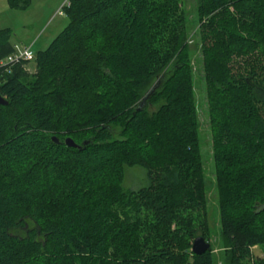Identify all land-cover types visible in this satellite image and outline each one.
I'll use <instances>...</instances> for the list:
<instances>
[{
  "label": "trees",
  "instance_id": "16d2710c",
  "mask_svg": "<svg viewBox=\"0 0 264 264\" xmlns=\"http://www.w3.org/2000/svg\"><path fill=\"white\" fill-rule=\"evenodd\" d=\"M194 1L225 261L264 264V0ZM185 2L73 0L35 74L0 66V264H215ZM134 167L150 183L125 190Z\"/></svg>",
  "mask_w": 264,
  "mask_h": 264
},
{
  "label": "rangeland",
  "instance_id": "374dc122",
  "mask_svg": "<svg viewBox=\"0 0 264 264\" xmlns=\"http://www.w3.org/2000/svg\"><path fill=\"white\" fill-rule=\"evenodd\" d=\"M66 0H32L27 9H13L6 7L0 10V30L10 29L12 44L20 51L30 48L34 54L46 50L53 40L62 33L69 21L63 8ZM185 9L189 18L190 58L193 70V95L200 139V155L204 168L206 183V212L209 219L210 234L208 242L213 249L215 264H227L225 261V243L222 239L220 224V204L217 195V174L214 159L215 130L213 121V105L210 102L205 82V66L201 56V31L203 23L199 22L194 0H186ZM234 10H232L233 12ZM63 13L60 15V13ZM28 74L36 73L33 63L27 68ZM119 135L117 130L116 138ZM67 139L77 140L74 134L64 132ZM88 137V135H87ZM86 137V138H87ZM83 141L86 143L88 140ZM149 179L144 169L140 167L125 168L122 187L125 190L138 191L149 185ZM75 185V184H74ZM64 183V190L60 195L68 192L73 195ZM70 205V204H69ZM61 206V205H60ZM255 259H264V250L259 246L252 248Z\"/></svg>",
  "mask_w": 264,
  "mask_h": 264
},
{
  "label": "built area",
  "instance_id": "2783aa9c",
  "mask_svg": "<svg viewBox=\"0 0 264 264\" xmlns=\"http://www.w3.org/2000/svg\"><path fill=\"white\" fill-rule=\"evenodd\" d=\"M73 0H66L64 7L70 8ZM63 13L61 12L60 15ZM36 55L30 49L25 47L24 50H19L15 47V52L9 56L7 59L0 62V66L6 69V72L10 73L14 66L20 65L22 63H30L32 64L35 61ZM3 84L2 77L0 76V86Z\"/></svg>",
  "mask_w": 264,
  "mask_h": 264
},
{
  "label": "water",
  "instance_id": "95a60500",
  "mask_svg": "<svg viewBox=\"0 0 264 264\" xmlns=\"http://www.w3.org/2000/svg\"><path fill=\"white\" fill-rule=\"evenodd\" d=\"M156 88L154 87L150 93H152ZM0 105L5 106L7 105V102L5 99H3L0 95ZM65 144L70 147V148H79V146L72 140V139H67ZM211 246L208 242L205 241L203 237H198L194 240L192 244V252L195 255H202L205 254L206 252L210 251Z\"/></svg>",
  "mask_w": 264,
  "mask_h": 264
},
{
  "label": "crops",
  "instance_id": "0c3cea01",
  "mask_svg": "<svg viewBox=\"0 0 264 264\" xmlns=\"http://www.w3.org/2000/svg\"><path fill=\"white\" fill-rule=\"evenodd\" d=\"M6 7H10L11 8L9 0H0V10L5 9ZM1 30H5V29H1Z\"/></svg>",
  "mask_w": 264,
  "mask_h": 264
}]
</instances>
